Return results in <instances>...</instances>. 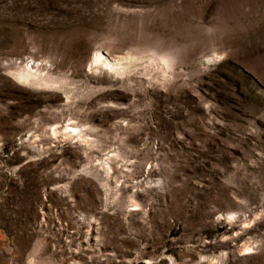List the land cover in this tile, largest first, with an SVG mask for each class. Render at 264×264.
<instances>
[{"label": "rangeland", "instance_id": "rangeland-1", "mask_svg": "<svg viewBox=\"0 0 264 264\" xmlns=\"http://www.w3.org/2000/svg\"><path fill=\"white\" fill-rule=\"evenodd\" d=\"M0 264H264V0H0Z\"/></svg>", "mask_w": 264, "mask_h": 264}, {"label": "bare ground", "instance_id": "bare-ground-1", "mask_svg": "<svg viewBox=\"0 0 264 264\" xmlns=\"http://www.w3.org/2000/svg\"><path fill=\"white\" fill-rule=\"evenodd\" d=\"M104 58V59H103ZM93 61L95 62V63H101V62H104L105 64H110V61L106 58V57H104L103 55H102V53H100V52H96L95 54H94V56H93ZM117 64V63H116ZM22 72V71H21ZM26 74V73H25ZM23 76V75H22ZM26 76V75H25ZM30 75H28V77H29ZM68 126V125H67ZM68 128V127H67ZM245 249L247 250V249H249V247H245Z\"/></svg>", "mask_w": 264, "mask_h": 264}, {"label": "snow or ice", "instance_id": "snow-or-ice-1", "mask_svg": "<svg viewBox=\"0 0 264 264\" xmlns=\"http://www.w3.org/2000/svg\"><path fill=\"white\" fill-rule=\"evenodd\" d=\"M246 251H247V252H251L252 250H251V249H247Z\"/></svg>", "mask_w": 264, "mask_h": 264}]
</instances>
